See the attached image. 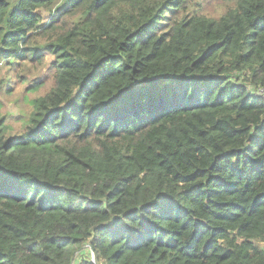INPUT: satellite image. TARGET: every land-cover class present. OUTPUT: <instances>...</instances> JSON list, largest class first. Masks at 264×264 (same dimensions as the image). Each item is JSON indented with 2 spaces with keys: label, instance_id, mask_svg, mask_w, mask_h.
Listing matches in <instances>:
<instances>
[{
  "label": "trees",
  "instance_id": "trees-1",
  "mask_svg": "<svg viewBox=\"0 0 264 264\" xmlns=\"http://www.w3.org/2000/svg\"><path fill=\"white\" fill-rule=\"evenodd\" d=\"M215 1L0 0V82L52 83L0 114V264H264V0Z\"/></svg>",
  "mask_w": 264,
  "mask_h": 264
},
{
  "label": "rangeland",
  "instance_id": "rangeland-1",
  "mask_svg": "<svg viewBox=\"0 0 264 264\" xmlns=\"http://www.w3.org/2000/svg\"><path fill=\"white\" fill-rule=\"evenodd\" d=\"M191 5L194 9L209 17H218L227 9L225 5L215 0H191ZM42 17L43 21L47 20L46 13H42ZM45 60L50 61L51 56H46ZM46 71L45 67L40 71L35 65L27 72L16 71L14 81L18 80V76L27 81L12 86L13 90L9 94L5 89V82H0V114L6 115V125L11 129L10 133H19L24 129L23 122L28 120L32 110L30 102L36 97L43 96L51 88V81L45 80L44 88L39 91L32 93L25 91L26 87L36 81V79H43ZM86 258L90 259L88 254ZM76 262L77 257L73 259L72 264Z\"/></svg>",
  "mask_w": 264,
  "mask_h": 264
},
{
  "label": "built area",
  "instance_id": "built-area-1",
  "mask_svg": "<svg viewBox=\"0 0 264 264\" xmlns=\"http://www.w3.org/2000/svg\"><path fill=\"white\" fill-rule=\"evenodd\" d=\"M256 95H258L259 97H262L264 100V90L259 88L255 91Z\"/></svg>",
  "mask_w": 264,
  "mask_h": 264
}]
</instances>
